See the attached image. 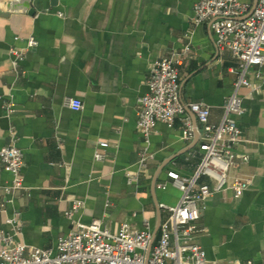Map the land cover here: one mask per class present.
Masks as SVG:
<instances>
[{"label":"crops","instance_id":"1","mask_svg":"<svg viewBox=\"0 0 264 264\" xmlns=\"http://www.w3.org/2000/svg\"><path fill=\"white\" fill-rule=\"evenodd\" d=\"M242 1L252 6L255 0ZM195 2L43 0L33 16L0 12V148L14 144L24 159L21 189L4 191L12 174L0 170L4 231L18 230L15 238L28 246L53 248L76 223L97 219L116 232L122 223L139 229L146 220L157 237L159 203L174 205L180 197L167 170L191 174L199 154L190 156L198 139L191 146L194 130L184 137L180 115L172 125L156 122L147 142L140 132L138 99L148 90L151 62L180 58L182 102L207 104L213 123L239 65L230 50L218 48L214 17L194 23ZM28 37L37 44L15 73L10 48L25 47ZM253 69L249 78L257 89H240L244 141L236 146L249 158L229 170L250 176L251 184L238 198L226 189L204 202L196 240L208 264L264 259V78L256 79ZM69 99L82 108L71 109ZM144 149L151 154L146 168L138 183L130 182ZM76 201L82 206L69 218L65 211Z\"/></svg>","mask_w":264,"mask_h":264},{"label":"built area","instance_id":"2","mask_svg":"<svg viewBox=\"0 0 264 264\" xmlns=\"http://www.w3.org/2000/svg\"><path fill=\"white\" fill-rule=\"evenodd\" d=\"M250 9L251 4L242 0H196L193 5L194 23L214 17L218 48L230 50L239 60L236 78L224 101L219 122L209 120L207 104L182 102L176 66L180 58L162 56L151 62L146 81L148 90L138 99L137 126L147 142L156 122L172 125L180 115L183 117V135L188 138L193 131L186 113L190 110L195 114L199 132L197 146L191 150L190 156L198 153L199 162L188 175L167 170V177L180 191V197L174 205L159 203L163 217L147 261L145 256L152 231L146 220L139 229L122 223L113 232L95 219L87 224L76 223L75 229L60 237L53 248L28 246L15 238L18 230L10 233L0 227V264H208L206 252L196 240L201 234L204 202L212 194L226 189L238 198L251 184L250 176L229 175L236 160L245 162L249 158L248 154H239L236 150V146L244 141L238 123L244 113L240 89H257L249 78L251 67L256 79L264 78V0H257L253 10L243 17ZM36 44L33 37H28L25 47L10 48L15 73L20 71L19 64L26 50ZM67 105L73 110L82 108L78 99L67 100ZM100 145L106 147L107 142ZM102 156L100 152L95 154L97 159ZM150 156L146 149L141 151L138 171L128 177L130 182L138 183ZM23 164V153L16 145L7 144L0 148V170L5 167L12 174L11 183L4 186V191L12 192L23 187ZM81 206V201L74 202L65 215L70 218ZM235 264H264V259H248Z\"/></svg>","mask_w":264,"mask_h":264},{"label":"water","instance_id":"3","mask_svg":"<svg viewBox=\"0 0 264 264\" xmlns=\"http://www.w3.org/2000/svg\"><path fill=\"white\" fill-rule=\"evenodd\" d=\"M42 1L43 0H0V12H2V13H11V12L24 13V14L33 16L36 13V8L38 7V4ZM50 3L55 4L56 0H50ZM256 3H257V0L254 1L249 12L247 14H245L243 17L247 16L253 10ZM192 115H193V120H194L193 130L196 133V135H195V138H194L191 146L195 144V142L197 141V139L199 137V132L197 129V124H196V117H195L194 113H192ZM159 225H160V223L158 224V228H159ZM155 235H156V231H153L152 232V239H151L149 247L146 251V256H145L146 261H147L148 255H149L151 245L154 241Z\"/></svg>","mask_w":264,"mask_h":264}]
</instances>
